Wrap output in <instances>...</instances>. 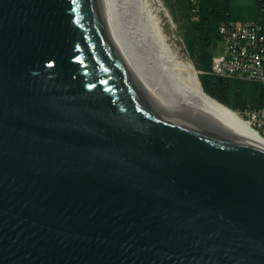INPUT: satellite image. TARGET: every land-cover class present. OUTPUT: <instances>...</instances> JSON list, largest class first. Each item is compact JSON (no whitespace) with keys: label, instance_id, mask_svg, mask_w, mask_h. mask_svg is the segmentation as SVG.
Listing matches in <instances>:
<instances>
[{"label":"water","instance_id":"95a60500","mask_svg":"<svg viewBox=\"0 0 264 264\" xmlns=\"http://www.w3.org/2000/svg\"><path fill=\"white\" fill-rule=\"evenodd\" d=\"M200 84L160 0H0V264H264V143Z\"/></svg>","mask_w":264,"mask_h":264},{"label":"trees","instance_id":"16d2710c","mask_svg":"<svg viewBox=\"0 0 264 264\" xmlns=\"http://www.w3.org/2000/svg\"><path fill=\"white\" fill-rule=\"evenodd\" d=\"M176 3L185 23L186 48L199 72L204 93L235 113L264 107V84L231 79L213 70L214 45L222 39L221 28L238 21L264 25V0H253L248 7L243 0H176Z\"/></svg>","mask_w":264,"mask_h":264},{"label":"built area","instance_id":"2783aa9c","mask_svg":"<svg viewBox=\"0 0 264 264\" xmlns=\"http://www.w3.org/2000/svg\"><path fill=\"white\" fill-rule=\"evenodd\" d=\"M224 48L213 60V70L240 81L264 84V25L238 21L221 28ZM240 117L264 138V107L246 109Z\"/></svg>","mask_w":264,"mask_h":264},{"label":"rangeland","instance_id":"374dc122","mask_svg":"<svg viewBox=\"0 0 264 264\" xmlns=\"http://www.w3.org/2000/svg\"><path fill=\"white\" fill-rule=\"evenodd\" d=\"M160 2L162 3V5L165 8L167 16H168V18H169V20H170V22L172 24V27H173V29H174V31H175L178 39H179L184 51H185L190 63L193 65L195 73H196V75L198 77V80L200 82L199 72L196 69L194 63L192 62V60H191V58H190V56L188 54L187 48H186V43H185V40H184L185 23L183 22L184 20H182V14H181V11L179 10V5L176 3V0H160ZM243 2H244V4H246L247 7L253 5V0H243ZM224 46L225 45H224V42L222 41V39H219V41L215 42V45H214L215 56H216V54L219 53L220 50H222L224 48ZM238 116L240 117V115H238Z\"/></svg>","mask_w":264,"mask_h":264},{"label":"bare ground","instance_id":"6f19581e","mask_svg":"<svg viewBox=\"0 0 264 264\" xmlns=\"http://www.w3.org/2000/svg\"><path fill=\"white\" fill-rule=\"evenodd\" d=\"M163 8H164V6H163ZM164 10H165V8H164ZM165 12H166V10H165ZM192 67H193V65H192ZM193 69H194V67H193ZM202 93L205 96H207L208 98H210L211 100L217 102L216 100H214L213 98H211L210 96H208L206 93H204L203 90H202ZM217 103L224 109V111L229 116H231L236 122H238L243 128H245L252 136H254L256 139H258V140H260V141H262L264 143V138L262 136H260L257 131H255L253 128H251L245 121H243L233 110L229 109L228 107H225L224 105L220 104L219 102H217Z\"/></svg>","mask_w":264,"mask_h":264}]
</instances>
